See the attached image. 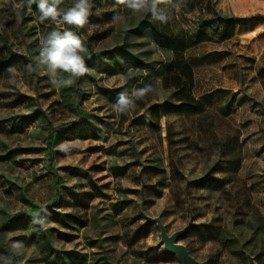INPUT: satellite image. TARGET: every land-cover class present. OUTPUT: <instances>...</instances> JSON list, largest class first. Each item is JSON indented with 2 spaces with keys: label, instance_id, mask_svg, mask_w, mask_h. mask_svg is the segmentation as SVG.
<instances>
[{
  "label": "rangeland",
  "instance_id": "374dc122",
  "mask_svg": "<svg viewBox=\"0 0 264 264\" xmlns=\"http://www.w3.org/2000/svg\"><path fill=\"white\" fill-rule=\"evenodd\" d=\"M89 2L88 22L74 32L42 20L36 3L0 0V264H70V249L83 264H178L163 250L156 217L168 234L188 227L177 242L200 262L248 264L251 255L264 264V0H187L192 13L158 5L179 36L210 12L250 19L230 38L185 52L204 110L163 114L155 130L133 123L141 107L177 102L155 71L166 55L140 23L146 11ZM54 30L100 53L71 85H54L37 60L41 37ZM68 78L58 71L57 80ZM148 86L133 108L115 109L121 93ZM75 190L95 198L87 210L58 209L86 221L70 244L55 232L69 236L70 227L47 223L48 209L70 203Z\"/></svg>",
  "mask_w": 264,
  "mask_h": 264
},
{
  "label": "trees",
  "instance_id": "16d2710c",
  "mask_svg": "<svg viewBox=\"0 0 264 264\" xmlns=\"http://www.w3.org/2000/svg\"><path fill=\"white\" fill-rule=\"evenodd\" d=\"M169 1L179 6L181 10L183 9V13H192L195 10L193 2H189V6L186 8L184 4L187 3V0ZM149 13V11H146L140 23L145 27H151L156 43L159 44L166 55L165 61L160 63L155 71L160 72L161 87L166 90V96L172 97L177 102V104H172L164 101L151 104L148 107L144 105L141 107L143 113L136 117V122L133 123L141 127L155 130L158 129V120L163 114H193L200 113L204 110V105L195 100L191 94L193 75L185 58V52L194 45L213 38L221 41L230 38L235 26L239 23H245L250 17L225 16L210 12V15L204 14L196 18L194 26L188 29L184 35L179 36L174 33L172 21L169 18H167L165 22H161L160 20L150 18ZM69 26L74 32L76 31L73 25ZM82 43L87 49V54L84 57L85 61L100 54L92 52L91 48H89L85 42L82 41ZM134 60L136 63L140 62L137 58H134ZM138 113L139 111L136 110L135 115H138ZM72 124V122H68L65 124V127L71 128ZM47 209L48 208H46V210ZM40 215H42V213H40ZM53 217L54 216H50L49 219H53ZM40 218L42 217L40 216Z\"/></svg>",
  "mask_w": 264,
  "mask_h": 264
},
{
  "label": "clouds",
  "instance_id": "9594fccd",
  "mask_svg": "<svg viewBox=\"0 0 264 264\" xmlns=\"http://www.w3.org/2000/svg\"><path fill=\"white\" fill-rule=\"evenodd\" d=\"M117 2L133 12L149 11L154 19H158L161 22L167 20L163 11L158 9V5L164 2V0H117ZM33 3L37 4L42 20L52 19L55 21L60 19L62 23L79 28H83L88 22L92 7L89 0H76L72 8L62 13L58 9L62 0H27L29 8ZM122 18L120 15H116L114 16V21ZM41 45L37 60L39 64L46 65L54 85H71L73 78L81 77L88 72L84 56L82 55V53H87V49L74 32L54 30L47 37H41ZM10 71L13 70L10 69ZM58 71L68 73L69 78L57 80ZM149 91H152L151 86L134 90L131 97L127 92L121 93L114 107L118 112H125L135 106L132 97L142 98ZM13 248L19 250L22 248V245L17 243L13 245Z\"/></svg>",
  "mask_w": 264,
  "mask_h": 264
},
{
  "label": "crops",
  "instance_id": "0c3cea01",
  "mask_svg": "<svg viewBox=\"0 0 264 264\" xmlns=\"http://www.w3.org/2000/svg\"><path fill=\"white\" fill-rule=\"evenodd\" d=\"M76 191L77 190H75L73 193H70V196L72 197L70 199V203L67 202L65 205L60 203L58 207L52 206L48 209L51 213V216L54 217L53 219H49L47 223H56L64 227H70L69 236H66L67 234L61 232L60 230L56 231L54 228H52L53 230H55V232H57L61 241L70 242V244H72L78 239L79 235L77 232L85 228L86 221H84L83 218L80 215H78L77 212L75 213L72 210H70V212H62L58 209L63 207H70V209L77 210L80 208L83 210L84 209L87 210L88 203L95 198V196L89 197L90 196L89 192L86 191L76 192ZM47 243L48 240L43 242V246L46 247ZM80 256L82 255L77 253V251L70 249V264H83L82 259L79 258Z\"/></svg>",
  "mask_w": 264,
  "mask_h": 264
},
{
  "label": "water",
  "instance_id": "95a60500",
  "mask_svg": "<svg viewBox=\"0 0 264 264\" xmlns=\"http://www.w3.org/2000/svg\"><path fill=\"white\" fill-rule=\"evenodd\" d=\"M150 221L157 224L160 231V242L162 243L163 250L166 252L174 253L179 260L178 264H206L205 262H200L192 257L187 248L177 242V238L183 234L188 227L177 230L168 234L165 226L161 222L160 218H149ZM248 264H257L254 260V257L251 255H247Z\"/></svg>",
  "mask_w": 264,
  "mask_h": 264
}]
</instances>
